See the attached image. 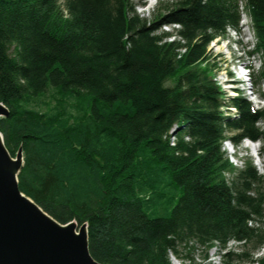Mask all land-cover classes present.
<instances>
[{
  "label": "trees",
  "instance_id": "16d2710c",
  "mask_svg": "<svg viewBox=\"0 0 264 264\" xmlns=\"http://www.w3.org/2000/svg\"><path fill=\"white\" fill-rule=\"evenodd\" d=\"M60 1L0 0V132L12 156L22 148L20 191L86 223L103 264H171L194 245L204 258L217 245L220 264H264V175L221 149L230 131L264 139V108L226 105L207 55L244 11L264 79V0L159 1L151 19L132 0Z\"/></svg>",
  "mask_w": 264,
  "mask_h": 264
},
{
  "label": "water",
  "instance_id": "95a60500",
  "mask_svg": "<svg viewBox=\"0 0 264 264\" xmlns=\"http://www.w3.org/2000/svg\"><path fill=\"white\" fill-rule=\"evenodd\" d=\"M23 162L21 146L12 156L0 132V264H103L89 252L86 223H60L20 191Z\"/></svg>",
  "mask_w": 264,
  "mask_h": 264
},
{
  "label": "rangeland",
  "instance_id": "374dc122",
  "mask_svg": "<svg viewBox=\"0 0 264 264\" xmlns=\"http://www.w3.org/2000/svg\"><path fill=\"white\" fill-rule=\"evenodd\" d=\"M135 3V9L136 11L140 14V16L142 17H146L148 19H151L152 17V8H155V6L159 3V1H163V2H171L172 0H153L152 5H150V8L147 11H145L143 8L141 7V4H136L137 0H132ZM149 2V0H144V4H147ZM63 3V0L60 1V8L63 10V6L61 7V4ZM244 11H242L243 13ZM243 18L246 20V22H248V19L245 17V15H243ZM245 26V25H244ZM164 31L169 27H165L162 26L161 27ZM249 32L251 33V29L249 28ZM241 33V32H240ZM243 33V32H242ZM241 36H244L241 34ZM221 37L218 38L217 40L214 39L213 41H211L208 44L207 47V55H208V63L210 65V67L212 68V72L214 73V77L213 79L218 81V85L219 86H223L224 85V81L223 79L226 78L228 75V73H231V69H232V65L236 64V57L238 56L237 53L231 48V49H227L231 46V40L230 43L226 44L225 42L222 40L221 41ZM252 41H244L245 43H250L252 44ZM245 45V44H244ZM251 47V46H250ZM242 51V50H241ZM242 57L245 58V61L248 62H252L254 64V66L256 67L255 69V73L257 72V69L259 67V57L257 54L253 53L251 55H246L244 52L242 53ZM257 75V74H256ZM172 79L166 81V84H172ZM254 88L255 90H257V92L260 94L264 87L261 83V81L257 78L254 79ZM223 90L225 91L224 94V98H223V102L227 103V99L232 96L230 94V89L225 88L223 86ZM227 91V92H226ZM45 101H47L46 98L41 99L40 102L37 104V108L44 111L46 109V104L44 103ZM263 108H264V102H263ZM229 112L231 113V116H235V109L232 108V110H229ZM259 127L261 129L264 130V120H261L259 123ZM236 132H229L228 134H234ZM226 148H228V150H230L231 147H229L228 143H225ZM260 146L259 153L260 154V159L264 161V139H262L261 141L257 142V146ZM240 150V149H239ZM238 150V151H239ZM16 153V152H15ZM231 160L234 162V159L231 158ZM232 162V164H233ZM237 165L239 167H241L240 165H242V159L241 161L237 162ZM236 165V166H237ZM261 173H264V167H260L259 168ZM226 176H228V174L226 173ZM242 242H230L227 245V249L228 248H233L234 246H239L241 245ZM241 247V246H240ZM264 248L257 250L255 253L257 256H259V254L261 255V253H263ZM226 249H224L225 252ZM220 252V248L218 249V246H212L211 248L208 249L207 251V257L204 258L203 254V247L200 245H194V249L192 250V252L189 255L187 254L186 250H183L179 253V255H175L172 252L169 253V259H170V263L171 264H220L221 262V254H219ZM222 253V251L220 252ZM245 264H251V263H245Z\"/></svg>",
  "mask_w": 264,
  "mask_h": 264
},
{
  "label": "bare ground",
  "instance_id": "6f19581e",
  "mask_svg": "<svg viewBox=\"0 0 264 264\" xmlns=\"http://www.w3.org/2000/svg\"><path fill=\"white\" fill-rule=\"evenodd\" d=\"M150 3L153 2V0H149ZM233 41V40H232ZM234 42H238L237 40H235ZM243 70H245L244 67H242ZM255 75L256 73H253L252 75H246V83H247V89L248 91L250 92V95L252 96V99L254 101V103L256 105H258V99H257V90H255L254 88V79H255ZM260 80L261 83L264 85V79H260V78H257V80ZM263 96H264V89H263V92H262ZM232 106H228V107H225V109L222 111V116L224 117L225 120H229V119H234L237 117V114H236V109H235V116H231V113L229 112V110H232ZM262 108V107H261ZM261 120H264V119H260L258 121V123L261 121ZM175 128L176 126H173V128L170 130V136H169V143H173L175 142V139H174V133H175ZM225 130H228L229 128L224 127ZM173 131V133H171ZM230 132H233V131H230ZM229 133V132H228ZM226 134L227 137L222 141V144H221V149L224 151L225 155L227 156L228 160L230 161V158L234 159V162H238L240 159V157L245 154V157H249V150L247 148V145H249V142H254L256 145H257V142L261 141V139H251V138H248V137H245V138H242L239 142L237 143H234L233 140H231V136L232 134ZM225 143H228L229 147H231L233 149V153L229 155V153L227 152L228 151V148H226V145ZM260 146L258 145L257 146V151L259 152V149ZM240 149V150H239ZM239 150V151H238ZM261 153H259V156H260ZM252 159V158H251ZM238 160V161H236ZM231 162V161H230ZM264 162V161H263ZM232 163V162H231ZM253 163V162H252ZM237 164V163H236ZM255 166V165H254ZM258 171V170H257Z\"/></svg>",
  "mask_w": 264,
  "mask_h": 264
},
{
  "label": "clouds",
  "instance_id": "9594fccd",
  "mask_svg": "<svg viewBox=\"0 0 264 264\" xmlns=\"http://www.w3.org/2000/svg\"><path fill=\"white\" fill-rule=\"evenodd\" d=\"M172 27H173V28H171V29H169V30H166V31H168V32L173 31V30H174V26H172ZM176 28H178V27H176ZM176 28H175V29H176ZM220 37H221V36H220ZM220 37H219V38H220ZM172 39H174L173 36H171V38H169L168 40H172ZM222 40L225 42V40H229V38H228V37H226V39L222 38L221 41H222ZM237 40H238V39H237ZM228 42L230 43V40H229ZM231 44H232V40H231ZM230 242L237 243V241H230ZM218 249H219V247H218ZM221 251H222V249H220V252H221ZM223 251H224V249H223ZM220 252H219V254H221ZM259 255H260V254H259ZM256 256H257V255H256Z\"/></svg>",
  "mask_w": 264,
  "mask_h": 264
}]
</instances>
